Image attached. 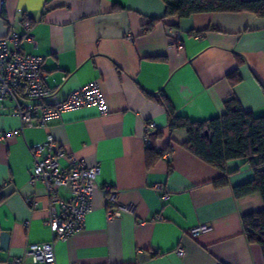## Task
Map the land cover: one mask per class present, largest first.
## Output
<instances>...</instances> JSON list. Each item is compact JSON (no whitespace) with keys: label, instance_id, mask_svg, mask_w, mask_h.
I'll list each match as a JSON object with an SVG mask.
<instances>
[{"label":"crops","instance_id":"1","mask_svg":"<svg viewBox=\"0 0 264 264\" xmlns=\"http://www.w3.org/2000/svg\"><path fill=\"white\" fill-rule=\"evenodd\" d=\"M164 10L162 0H0V38L29 23L35 43L22 39V52L43 57L46 83L59 99L98 79L107 106L104 115L90 106L63 112L47 128L20 127L12 102L3 101L0 130L15 133L0 141V233H8L0 264L51 240L46 191L28 184L31 149L48 132L87 166L100 167L84 228L54 242L56 264H264L241 222L264 209V199L233 194L253 179L249 163L227 161V184L215 187L223 173L184 146L185 129H170L161 103L167 98L178 116L204 121L235 97L243 110L264 116V18L202 12L180 19ZM148 121L156 127L145 133ZM148 145L161 154L149 167ZM104 186L115 191V205L133 211L109 217ZM26 197L37 200L35 209ZM199 225L208 229L190 235Z\"/></svg>","mask_w":264,"mask_h":264},{"label":"built area","instance_id":"2","mask_svg":"<svg viewBox=\"0 0 264 264\" xmlns=\"http://www.w3.org/2000/svg\"><path fill=\"white\" fill-rule=\"evenodd\" d=\"M24 27L23 33L12 31L8 36L0 38V107L4 100L12 102V111L21 121L20 127L47 128L48 123L60 118L63 112L90 106L97 107L101 115L106 114L107 106L98 79L70 91L63 99L57 97L56 89L46 83V74L42 70L43 57L22 52V39L35 43L29 23L24 22ZM126 38L130 40L131 36L127 35ZM173 42L178 48L181 47L178 36ZM65 79L63 76L62 81ZM155 127L154 121H148L144 131L147 133ZM13 133L15 132L0 130V141ZM31 150L34 163L28 184L35 186L40 183L46 191L49 201L46 224L51 240L29 244L23 254L15 256L9 264H24L27 258H30L32 264H56L54 242L64 240L84 228L86 216L91 211L100 167L98 164L87 166L72 152L58 146L50 132L44 142ZM60 160L65 164H61ZM161 187L156 186L160 189ZM62 190L69 193L68 198L60 196ZM103 191L109 192V217L119 216L121 211H133V206L115 205L113 189L104 186ZM166 196L163 195L164 198ZM25 202L31 209H35L38 203L33 197H26ZM207 229V226L199 225L191 228L189 232L190 235H196ZM175 252L178 256L184 255L181 246Z\"/></svg>","mask_w":264,"mask_h":264},{"label":"trees","instance_id":"3","mask_svg":"<svg viewBox=\"0 0 264 264\" xmlns=\"http://www.w3.org/2000/svg\"><path fill=\"white\" fill-rule=\"evenodd\" d=\"M164 17L187 18L202 12H250L264 18V0H162ZM232 84L240 78L237 73L227 75ZM170 129L183 128L187 138L184 146L199 159L217 168L223 175L214 181L215 187L227 184L226 163L244 159L249 163L252 180L233 187L235 197L259 192L264 199V116L245 111L235 97L224 101L225 111L204 121L178 116L167 98L161 99ZM161 156L149 145L146 148L147 166ZM243 234L248 242L257 243L264 255V209L250 212L241 218Z\"/></svg>","mask_w":264,"mask_h":264},{"label":"water","instance_id":"4","mask_svg":"<svg viewBox=\"0 0 264 264\" xmlns=\"http://www.w3.org/2000/svg\"><path fill=\"white\" fill-rule=\"evenodd\" d=\"M0 239H1V248H6L7 247V242H8V233L3 231L0 233Z\"/></svg>","mask_w":264,"mask_h":264}]
</instances>
